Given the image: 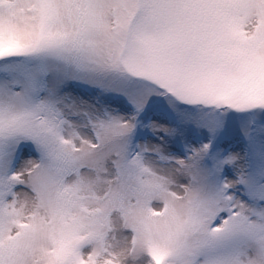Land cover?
Instances as JSON below:
<instances>
[{
    "label": "snow or ice",
    "instance_id": "6c2138e0",
    "mask_svg": "<svg viewBox=\"0 0 264 264\" xmlns=\"http://www.w3.org/2000/svg\"><path fill=\"white\" fill-rule=\"evenodd\" d=\"M0 264H264V0H0Z\"/></svg>",
    "mask_w": 264,
    "mask_h": 264
}]
</instances>
